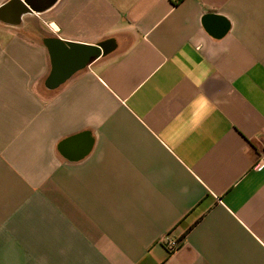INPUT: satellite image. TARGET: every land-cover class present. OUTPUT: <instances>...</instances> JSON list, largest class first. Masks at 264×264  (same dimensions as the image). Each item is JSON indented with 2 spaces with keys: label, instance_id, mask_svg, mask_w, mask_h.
Masks as SVG:
<instances>
[{
  "label": "crops",
  "instance_id": "0c3cea01",
  "mask_svg": "<svg viewBox=\"0 0 264 264\" xmlns=\"http://www.w3.org/2000/svg\"><path fill=\"white\" fill-rule=\"evenodd\" d=\"M28 1L0 0V264H264V0ZM46 36L111 50L51 90Z\"/></svg>",
  "mask_w": 264,
  "mask_h": 264
},
{
  "label": "water",
  "instance_id": "95a60500",
  "mask_svg": "<svg viewBox=\"0 0 264 264\" xmlns=\"http://www.w3.org/2000/svg\"><path fill=\"white\" fill-rule=\"evenodd\" d=\"M25 1L29 3L28 0ZM42 43L50 64L44 85L51 90L59 87L95 58L106 55L111 50L108 40L84 44L62 40L57 36H46L42 38Z\"/></svg>",
  "mask_w": 264,
  "mask_h": 264
},
{
  "label": "built area",
  "instance_id": "2783aa9c",
  "mask_svg": "<svg viewBox=\"0 0 264 264\" xmlns=\"http://www.w3.org/2000/svg\"><path fill=\"white\" fill-rule=\"evenodd\" d=\"M178 1V0H173ZM253 167L257 170L264 168V146L261 151H259ZM168 252L174 251L181 244L180 239L172 237L170 233L163 235L159 241Z\"/></svg>",
  "mask_w": 264,
  "mask_h": 264
}]
</instances>
